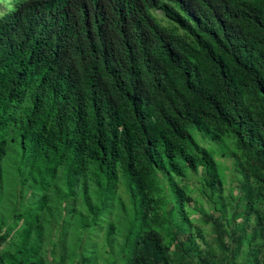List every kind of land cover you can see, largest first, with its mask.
I'll return each mask as SVG.
<instances>
[{
  "label": "trees",
  "instance_id": "16d2710c",
  "mask_svg": "<svg viewBox=\"0 0 264 264\" xmlns=\"http://www.w3.org/2000/svg\"><path fill=\"white\" fill-rule=\"evenodd\" d=\"M7 7L0 264H264V0ZM199 135L236 164L241 230L224 227L223 167ZM113 200L127 211L106 227Z\"/></svg>",
  "mask_w": 264,
  "mask_h": 264
},
{
  "label": "rangeland",
  "instance_id": "374dc122",
  "mask_svg": "<svg viewBox=\"0 0 264 264\" xmlns=\"http://www.w3.org/2000/svg\"><path fill=\"white\" fill-rule=\"evenodd\" d=\"M9 2L10 0H0V15L4 11L8 10L7 5ZM159 18L161 19V21L166 22V20L162 17V15H160ZM199 139L205 146L209 147L211 150L214 151L218 162L223 167V173H224V178H225L224 196L228 204V211H227L228 219L224 221L225 222L224 227L229 228V227L235 226V223H236L235 227L238 230H241L244 228L243 224H244L245 216L242 214L244 206H243L242 200H240L241 177L236 169V164L231 158H229L228 156H224L222 150L219 149V147L214 142H212L210 139L208 138L205 139L201 135H199ZM184 183L187 184V187L190 193L196 199H198L200 205L203 208H205V210L209 214H211L213 212L211 208V204L204 198L203 193H202L203 186H202L201 174L194 173V172L191 173L189 175V178ZM119 195L123 197L125 205L127 206V209H129L131 207V201H130L129 195L123 189H120ZM110 204H111V209H113L114 212L111 214L110 213L105 214L104 217L106 218L107 222H105L104 225L106 227L108 226L109 221L114 222L118 225V221H117L118 215L122 216L123 213L127 211V209L126 210L121 209L119 205L117 204V201L115 200L111 201ZM67 208H68V204H65L64 209L66 210ZM188 211L190 212V215L193 218L194 222L198 224L199 226L203 227L207 235L210 237V239L212 241H215L214 240L215 230L212 228L213 226L209 218H204L198 211H196L195 209H192L191 207L188 208ZM66 215L67 213L64 212L63 216H66ZM71 218H68L64 222H66L67 225L70 223L72 224L73 221L77 222L76 217H73V220ZM64 222L61 224V226L57 224V227H56L57 232L61 233L63 229L64 230L66 229ZM102 244H103V240L101 242V245ZM240 256L242 258L246 257L244 253H241Z\"/></svg>",
  "mask_w": 264,
  "mask_h": 264
}]
</instances>
